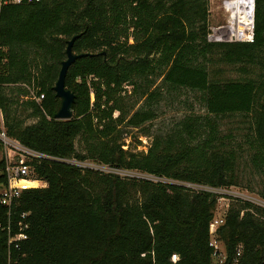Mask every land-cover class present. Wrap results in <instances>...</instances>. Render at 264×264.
I'll use <instances>...</instances> for the list:
<instances>
[{
    "label": "trees",
    "instance_id": "1",
    "mask_svg": "<svg viewBox=\"0 0 264 264\" xmlns=\"http://www.w3.org/2000/svg\"><path fill=\"white\" fill-rule=\"evenodd\" d=\"M208 2L1 4L2 122L9 136L52 157L31 161L35 177L47 186L23 189L10 214L0 204V264L8 259L7 227L17 232L20 220L28 223V237L20 249L10 248L19 264H219L209 245L217 194L55 158L89 159L175 181L238 185V156L226 145L220 120L241 114L250 118L249 163L264 177V0H256L253 42L207 41ZM75 35L72 50L87 54L65 76L75 94L73 116L57 119L53 85ZM216 61L238 65L240 76H211L209 64ZM180 88L195 91L205 113L184 114L151 136L145 123L156 117L155 103L164 91ZM131 128L141 129L133 135L134 147L125 140ZM139 136L151 137L147 152L136 150ZM3 168L1 157L0 189L7 183ZM258 194L264 197V189ZM231 201L216 228L226 254L222 264H234L238 248V264H264V209Z\"/></svg>",
    "mask_w": 264,
    "mask_h": 264
},
{
    "label": "built area",
    "instance_id": "2",
    "mask_svg": "<svg viewBox=\"0 0 264 264\" xmlns=\"http://www.w3.org/2000/svg\"><path fill=\"white\" fill-rule=\"evenodd\" d=\"M8 1L19 3L22 0H0V6L2 3ZM218 4L223 17L220 22L208 26L206 40L209 42H253L255 36L256 0H219ZM32 96L36 101H40L41 98H43V94L38 96L32 94ZM139 139L141 140V143L137 144L136 150L147 152L150 146L151 137L139 136ZM0 144L3 152L2 158L4 160L3 170L7 179L6 185L0 189V204L7 206L8 214H10L14 199L20 195L23 189L30 188V186H26L22 181H37L38 184L34 187L47 186L46 181L35 177L31 161L51 158L52 156L26 146L18 139L9 136L5 131L2 121L0 122ZM55 158L81 168H91L104 173L117 174L121 177H136L152 181L174 182L182 184L193 191H207L217 194L218 198L215 210H218L219 213L214 215V218L209 224V245L212 248V261L219 264H222L225 261L226 254L223 244L217 239L216 228L224 220L229 206L228 201L230 199H240L264 209V197L237 190L232 186H209L193 182L175 181L137 169L118 168L109 164L97 163L89 159L79 160L75 157ZM224 200L225 202L218 207L217 205ZM26 215L27 212H24L21 214V217L24 218ZM18 224V231L13 234L10 233L9 226L7 227L9 232L7 239V264H19L18 260L13 259L10 254V248L14 247L20 249L21 242L28 237L25 231L28 227V223L20 220ZM239 255L240 248H238L236 252V257L233 260L234 264H238ZM23 256L24 254L21 255V257ZM171 259L172 261H175L177 259V254L173 253Z\"/></svg>",
    "mask_w": 264,
    "mask_h": 264
},
{
    "label": "rangeland",
    "instance_id": "3",
    "mask_svg": "<svg viewBox=\"0 0 264 264\" xmlns=\"http://www.w3.org/2000/svg\"><path fill=\"white\" fill-rule=\"evenodd\" d=\"M218 2L219 0H209L208 2V26L222 20L223 14L218 7ZM129 41H132V38H130ZM237 66L238 65H229L224 62L216 61L209 64L210 75L220 79L237 78L240 76V72L236 69ZM160 80L161 78H157L155 84L159 83ZM125 87L126 89L131 88L130 85H125ZM141 102L142 100H140L136 104V107H138ZM154 106L156 108V117L151 122L145 123V126L149 127V133L151 136L156 130H167L176 120H179L184 114H187L189 112L204 114L206 111L205 107L198 99V94L195 91H191L187 88L164 91L163 96L158 99ZM114 114L116 115L117 111H115ZM249 119V117H245L241 114L225 116L220 120V133L221 135H224L225 141L227 142L226 145L229 147H233L238 156L239 162L237 165L236 174L240 183L238 185L231 186L237 190L260 196L258 192L264 189V177L255 173L252 169L249 163V144L245 142L250 132ZM30 121L31 119L28 120V122ZM130 130V134H127L125 136V140L127 144L130 142V147H134L136 141L134 140L133 135H141V129L131 128ZM231 200L232 199H230L228 202L231 203ZM224 202L225 200L220 202L217 206L220 207ZM217 213H219V211L215 210L216 215Z\"/></svg>",
    "mask_w": 264,
    "mask_h": 264
},
{
    "label": "water",
    "instance_id": "4",
    "mask_svg": "<svg viewBox=\"0 0 264 264\" xmlns=\"http://www.w3.org/2000/svg\"><path fill=\"white\" fill-rule=\"evenodd\" d=\"M78 35L73 36L67 41L65 48L66 57L61 61V66L58 72L57 79L53 85L55 95L59 98L57 110L54 117L57 119H69L73 116V104L75 101V94L65 86V76L69 66L79 56L87 53H76L72 50V44Z\"/></svg>",
    "mask_w": 264,
    "mask_h": 264
},
{
    "label": "bare ground",
    "instance_id": "5",
    "mask_svg": "<svg viewBox=\"0 0 264 264\" xmlns=\"http://www.w3.org/2000/svg\"><path fill=\"white\" fill-rule=\"evenodd\" d=\"M22 183H24V184H26V186H30V187H34V186H36L37 184H38V182L37 181H33V180H24V181H22Z\"/></svg>",
    "mask_w": 264,
    "mask_h": 264
},
{
    "label": "crops",
    "instance_id": "6",
    "mask_svg": "<svg viewBox=\"0 0 264 264\" xmlns=\"http://www.w3.org/2000/svg\"><path fill=\"white\" fill-rule=\"evenodd\" d=\"M0 116H1V121H2V115H1V112H0ZM3 155V152H2V147H1V144H0V158L2 157Z\"/></svg>",
    "mask_w": 264,
    "mask_h": 264
}]
</instances>
